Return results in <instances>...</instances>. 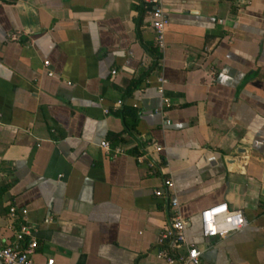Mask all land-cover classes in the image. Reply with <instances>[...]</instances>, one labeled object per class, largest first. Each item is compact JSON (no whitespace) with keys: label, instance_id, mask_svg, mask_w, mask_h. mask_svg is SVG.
<instances>
[{"label":"crops","instance_id":"obj_1","mask_svg":"<svg viewBox=\"0 0 264 264\" xmlns=\"http://www.w3.org/2000/svg\"><path fill=\"white\" fill-rule=\"evenodd\" d=\"M163 5L157 65L141 0H0V247L15 205L16 223L37 225V262L166 264L171 197L135 159L145 138L163 147L200 264H264V0ZM103 139L125 152L106 154ZM224 202L246 225L204 238L199 212Z\"/></svg>","mask_w":264,"mask_h":264},{"label":"built area","instance_id":"obj_2","mask_svg":"<svg viewBox=\"0 0 264 264\" xmlns=\"http://www.w3.org/2000/svg\"><path fill=\"white\" fill-rule=\"evenodd\" d=\"M147 7L150 16V25L154 33V41L157 47V65H161L162 52L165 48V29L169 23L168 14L164 8L163 0H141ZM10 39H17L16 32L8 34ZM43 65L48 68L49 61L44 60ZM115 73V70L112 71ZM212 73V72H211ZM46 74L52 76L54 72L47 69ZM213 76V75H212ZM158 91L162 93L166 79L164 76L157 77ZM122 101L118 100L117 104ZM108 111L105 109V112ZM168 124L169 120L165 119ZM146 149L135 156L138 163L145 162L151 172L164 174L162 186L153 190L155 196H165L170 198L171 220L169 225L159 232L157 240V256L165 261L166 264H200L202 249L196 243L188 241L186 237L187 219L184 218L179 210V203L175 197L174 182L171 175L165 171L168 167L167 161L158 156L163 147L150 140H145ZM101 149L111 156H117L125 152L120 143L112 144L108 139L99 142ZM8 214L11 222L8 227L12 232V239L0 247V260L4 264H54L53 258H47L40 263L34 259V253L38 246V241L34 235L37 225L28 221L16 223L17 208L10 205ZM45 219V221H48ZM200 230L204 238L225 237L229 233L240 230L247 223L241 209H232L226 202L204 207L199 212ZM264 249V241L262 243Z\"/></svg>","mask_w":264,"mask_h":264},{"label":"trees","instance_id":"obj_3","mask_svg":"<svg viewBox=\"0 0 264 264\" xmlns=\"http://www.w3.org/2000/svg\"><path fill=\"white\" fill-rule=\"evenodd\" d=\"M157 56H158V52H157ZM124 114L127 115L129 117L131 126H135L136 121H137V112L134 108L128 107L124 110ZM121 136L119 134H112L110 136V141L111 142H116L118 140H121Z\"/></svg>","mask_w":264,"mask_h":264},{"label":"water","instance_id":"obj_4","mask_svg":"<svg viewBox=\"0 0 264 264\" xmlns=\"http://www.w3.org/2000/svg\"><path fill=\"white\" fill-rule=\"evenodd\" d=\"M262 180H263V183H264V173H263V176H262Z\"/></svg>","mask_w":264,"mask_h":264}]
</instances>
